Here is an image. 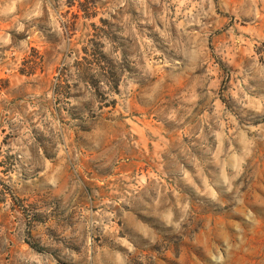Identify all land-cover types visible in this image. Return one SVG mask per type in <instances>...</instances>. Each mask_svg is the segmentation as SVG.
Wrapping results in <instances>:
<instances>
[{
  "label": "rangeland",
  "instance_id": "1",
  "mask_svg": "<svg viewBox=\"0 0 264 264\" xmlns=\"http://www.w3.org/2000/svg\"><path fill=\"white\" fill-rule=\"evenodd\" d=\"M0 264H264V0H0Z\"/></svg>",
  "mask_w": 264,
  "mask_h": 264
}]
</instances>
